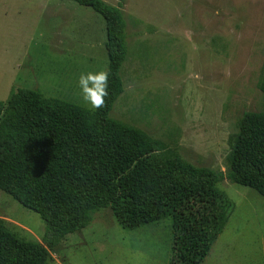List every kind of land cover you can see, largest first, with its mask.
<instances>
[{"label": "rangeland", "instance_id": "obj_1", "mask_svg": "<svg viewBox=\"0 0 264 264\" xmlns=\"http://www.w3.org/2000/svg\"><path fill=\"white\" fill-rule=\"evenodd\" d=\"M116 5L119 0H104ZM123 92L109 115L183 160L225 170L239 118L264 106V0H124ZM105 21L72 0H0V102L26 88L85 106L76 78L106 70ZM89 109V108H88ZM233 208L200 264H264V197L223 179ZM9 230L41 241L39 215L0 190ZM171 219L121 227L109 208L70 233L49 264H171Z\"/></svg>", "mask_w": 264, "mask_h": 264}, {"label": "trees", "instance_id": "obj_2", "mask_svg": "<svg viewBox=\"0 0 264 264\" xmlns=\"http://www.w3.org/2000/svg\"><path fill=\"white\" fill-rule=\"evenodd\" d=\"M72 1L105 21L109 96L96 111L26 88L0 102V190L45 223L41 241L28 240L0 218V264H49L61 240L104 208L126 229L170 218L171 264H200L233 208L217 184L226 179L264 197V106L239 118L225 170L183 160L109 115L123 92L128 54L124 0ZM259 76L264 97V62Z\"/></svg>", "mask_w": 264, "mask_h": 264}, {"label": "clouds", "instance_id": "obj_3", "mask_svg": "<svg viewBox=\"0 0 264 264\" xmlns=\"http://www.w3.org/2000/svg\"><path fill=\"white\" fill-rule=\"evenodd\" d=\"M81 102L90 110L102 109L109 96V72L107 70L82 71L76 78Z\"/></svg>", "mask_w": 264, "mask_h": 264}]
</instances>
